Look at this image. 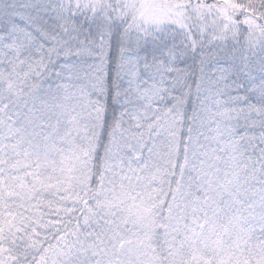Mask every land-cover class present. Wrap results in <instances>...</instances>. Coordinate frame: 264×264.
<instances>
[{"label":"snow or ice","instance_id":"obj_1","mask_svg":"<svg viewBox=\"0 0 264 264\" xmlns=\"http://www.w3.org/2000/svg\"><path fill=\"white\" fill-rule=\"evenodd\" d=\"M0 264H264V0H0Z\"/></svg>","mask_w":264,"mask_h":264}]
</instances>
